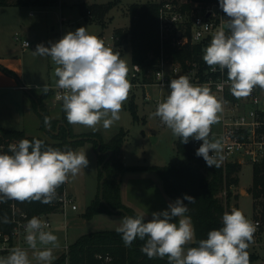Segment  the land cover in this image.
<instances>
[{"label":"clouds","instance_id":"9594fccd","mask_svg":"<svg viewBox=\"0 0 264 264\" xmlns=\"http://www.w3.org/2000/svg\"><path fill=\"white\" fill-rule=\"evenodd\" d=\"M219 7L227 19L203 50L204 62L212 71L227 70V83L237 98L249 96L257 87L264 90V0H219ZM25 46L29 47L26 41ZM32 53L50 57L56 65V87L62 90L58 99H62L69 124L95 130L101 124L109 128L120 119L133 87L127 78V62L87 27L68 31L50 42V47L37 44ZM223 86L221 83L217 88L222 90ZM167 87L169 94L158 102L153 115L181 143L202 141L196 155L207 167H219L223 146L209 136L212 126L220 121L223 100L207 84H193L188 75L171 79ZM40 89L45 94L49 91L46 84ZM45 124L50 126L48 117ZM9 151L11 154H0V202L50 204L57 199V189L89 164L85 152L44 148L39 139H22L10 145ZM195 199L185 194L167 209L153 212L147 221L143 215H125L116 231L125 246L139 238L145 241L141 250L150 259L167 258V264H250L248 248L254 242L256 226L237 208L223 213L220 229L211 230L197 246L188 247L195 240V229L186 213ZM8 222L5 217L4 223ZM47 228L48 224L36 216L24 225L25 241L38 264H52L53 249L59 247L58 237L45 231ZM38 243L44 247L38 248ZM0 264L32 261L26 249L14 247L7 257H0Z\"/></svg>","mask_w":264,"mask_h":264},{"label":"trees","instance_id":"16d2710c","mask_svg":"<svg viewBox=\"0 0 264 264\" xmlns=\"http://www.w3.org/2000/svg\"><path fill=\"white\" fill-rule=\"evenodd\" d=\"M114 1L106 4H94L80 6L81 13H94L100 20L99 25H103V20L112 9ZM161 2L133 3L129 6L130 27L127 30L118 28L113 32L114 44L121 47L125 43L131 46L132 65H138L142 71V83L144 85L153 84V73L157 69L160 61L165 59L169 63L180 64L184 71L192 69L194 65L199 66L200 76L203 78V71L209 66L204 62V49L210 44L212 37L197 43L188 44L179 48L173 45L172 37L167 38L163 43L160 38V8ZM178 4L183 12H188L193 17V5L201 4L207 6L216 4L219 0H186L183 3L173 1ZM60 0H0V7H31V8H49L58 6ZM225 19H227L225 15ZM189 32V28H187ZM49 94H43L35 97L34 109L41 118V128L46 130L45 117L50 119V129L47 133L53 139L49 141L43 137L27 136L24 131L0 129V154H11L8 148L10 142H18L22 139L30 141L39 139L44 142V148L52 147L62 151L71 149L76 150L78 146L90 141L97 149L100 144V150L105 155H98V164L100 165L109 156L104 168L108 175L104 184V199L114 209H126L132 217L137 216L130 208L122 204L121 184L123 174L130 168L125 167L122 158V148L127 135L121 130L108 142H105L99 133L91 132L85 135H73L70 125L64 116L62 121L52 120L44 100L49 98ZM134 119H137L136 112L131 107ZM65 123L61 126L59 135H55L59 123ZM69 131V132H68ZM71 138L88 137L87 139L69 142ZM4 146V149H1ZM177 153L185 160L182 162L169 163L165 166L148 167L154 169L160 177L166 194L174 201L177 198H183L185 194L195 197V202L188 204L189 211L186 215L191 217L195 229V242L188 247L197 246L199 240L206 239L211 230L220 229L222 224V215L224 212H230L228 201L232 198L229 189L237 187L240 183L239 173L241 166L237 164H228L225 167L206 166L202 157L196 155L193 147V140L187 144L181 143L180 138L176 142ZM140 169L142 167H131ZM103 178V173L99 171V180ZM66 183L57 189L59 195L64 191ZM227 190L226 202L220 196ZM254 199V211L260 210V215L264 221V164L257 165L254 168V179L249 192ZM15 204L21 211L28 214L29 219L33 216L55 214L60 212L61 204L55 199L50 204L41 202L20 203L15 200L0 202V230L9 232L12 229V210L11 205ZM187 204V201H184ZM112 214L105 204L99 198V192L92 203L87 207L84 216L92 219L98 214ZM8 223H4V218ZM146 221V220H145ZM145 241L137 238L131 246H125L121 235L116 230L97 231L82 235L69 247L68 256L72 264H101L97 255H111L114 258V264H167V261L160 258L150 259L141 249ZM66 256L58 258L53 264H62ZM253 256L250 255V264L253 262Z\"/></svg>","mask_w":264,"mask_h":264},{"label":"rangeland","instance_id":"374dc122","mask_svg":"<svg viewBox=\"0 0 264 264\" xmlns=\"http://www.w3.org/2000/svg\"><path fill=\"white\" fill-rule=\"evenodd\" d=\"M79 1L80 0H61V4L59 3L58 6L45 9L15 7L17 10L14 11H17L20 17L17 22L9 25L8 27L5 26L3 19L6 15L5 11L9 10L4 7H0V32L3 34L6 44H8L10 48L18 47L17 42L14 38L16 31L22 34V32L26 30L27 34L32 35L29 30H27L30 26L37 32L38 35H40V32L42 33L40 39H42V41L45 40L44 45H46L47 43L50 45V42H56V39L58 37L59 39L62 38L68 31L74 32L77 28L82 26L87 27L88 32L90 34L96 35L99 39H101L100 34L103 35V37L105 38V45L111 47L114 52L119 53L120 57L127 62L129 68L127 78L129 79L133 87L130 90L127 101L123 104L122 111L120 112V119L114 122L109 128H104L102 124L98 125L95 130L80 125H75V127L77 129H83V131L79 130L78 133L91 131L101 133L104 137L103 140H106V138H113V135L118 134L121 130L125 131L127 137L124 143V153L126 155L124 165L125 167L130 168L123 174L122 177L121 186L123 188V195L125 199L127 201L129 199L138 200L137 203L139 205H142L146 209L151 208L153 210H156L160 209L162 206L167 209L161 196L164 199L170 198L166 195L162 186L161 179L158 176L157 172L154 169L148 167L165 166L169 163L182 162L185 160L177 153L176 142L178 137H175L171 133V131L161 122V120L153 115L157 107L155 101L159 99H162L163 101L169 94L170 89L167 87L168 84L165 86H159L153 83L145 86L142 83V77L133 78V65L131 62V52L128 51V43H125L120 48V50L114 49L112 31L119 27L124 30L129 29L130 17L128 8L133 3L177 1L181 4L186 0H85L97 3H108L114 1L112 3V9L108 12L103 20L104 26L99 25L100 20H98L96 16H93L94 13L91 14V16H89L88 12L81 13L80 6L82 4L78 5ZM83 4L94 5L88 3ZM192 5L194 7L193 14L195 15L200 11H206L208 8H212L218 12L222 11L219 7V2L216 4L207 5L205 7L201 4ZM30 11L34 13V16H29ZM221 15L222 16L220 17H222L224 20L225 14L223 13V11L221 12ZM20 25H22V27H20ZM98 29L104 30V33L102 32L98 34ZM29 41L30 43H32L31 40ZM35 59L37 61V68L32 64L31 59L27 58L25 60L27 77H31L27 79V81H25L27 83L32 82L35 79L45 81L44 69L46 66L49 67L48 64H50V62L46 57L42 56H36ZM34 67L37 71H34ZM51 69H55V64L52 65ZM48 70L50 71V68ZM167 72H172L170 64L167 67ZM3 73L6 74L5 71ZM193 73H195V69L192 70V74ZM55 77V74L52 72V82L54 84ZM41 84L42 83L39 81L38 85ZM34 93L37 95V97H40L38 95L42 93V89H36L33 92H30V96H32L33 98ZM13 98H15L17 102L21 103L20 96L9 93V91H4V94L2 95L3 102H0V119L5 120L6 122L7 117L9 115L11 116L8 103L11 104V101L14 100ZM47 99H49L47 103L49 102L55 105L54 112L58 111L57 114H60L63 111L62 102L55 101L51 95ZM130 106L134 108L137 119H134ZM37 116L41 120L38 114ZM11 117H14V115ZM7 123L10 126H16L11 125L12 123ZM38 131L43 136L48 138L49 141H53V139L47 133V128L46 130L40 128V130ZM84 144H86L87 146H91L92 142L87 141ZM78 151L85 152L89 160L88 166L85 169L81 170V172L74 178V182L72 184L70 183V185L68 186V189L70 191L78 195L76 200L78 210L74 211L70 207H68L66 209V216L62 211H60L58 213L51 214L48 218H44V220H49L51 223V227L47 228L45 231H50L54 235H56L59 240V245L63 246V248L64 246H68V244L70 243H74L77 232H75L73 228L78 227L79 229H81L79 230L78 234L87 233L90 230H93L91 229V227L84 226L83 224L76 223L75 221L77 220V217H81L80 219H82L83 215L86 212V191H91L95 184L97 186V182L95 183L94 179V167L93 165H91L89 152H87V150H85L84 148H81ZM131 167L142 168L133 169ZM241 167L242 168L239 173L240 183L237 187H232L229 189L230 193H232V198L228 201L227 204L229 209L237 208L241 210L245 214V216L254 223V225L257 221L260 222V226L256 227L254 242L249 246L248 252L253 256L254 260L252 264H264V221L262 220L259 213L260 210L254 211V199L253 196L249 193L254 179V167L251 164H245ZM137 189L141 190L140 197L138 199H136L135 193ZM226 195L227 190L223 191L220 194L225 202ZM107 215H109L107 216L110 217L109 219L102 218L103 220H99L100 222L96 224V227L92 228L116 230L120 225L121 219L125 216L123 214ZM94 221L89 223L92 224L94 223ZM60 225L67 226L68 230L65 228H60ZM26 247L28 248L27 251L31 256L29 258H33V250L27 244ZM37 247L43 248L44 246L38 243ZM49 247H51V245H49ZM33 262V264H38L36 260Z\"/></svg>","mask_w":264,"mask_h":264},{"label":"built area","instance_id":"2783aa9c","mask_svg":"<svg viewBox=\"0 0 264 264\" xmlns=\"http://www.w3.org/2000/svg\"><path fill=\"white\" fill-rule=\"evenodd\" d=\"M195 5H198L197 3ZM194 8V7H193ZM221 12L212 8L206 11H200L194 14L191 18L188 12H183L180 6L173 1H168L162 4L160 8V38L163 43L167 38L172 37L173 45L179 48L185 47L188 44H197L209 37H212L214 32L223 25V18L220 17ZM91 16V12H88ZM189 28V32H187ZM227 31V29H225ZM17 39H20L17 35ZM25 41L30 47L31 43L28 40L21 39L23 49H27ZM171 65L172 72H167L168 65ZM195 73L192 74V70ZM203 78L200 76L199 66L194 65L192 69L184 71L180 64L169 63L162 59L153 73L154 84L159 86L167 85L171 79L181 75H188L191 82L197 85L207 84L213 94L223 100V112L220 114L219 123L212 126L210 140H220L223 146L221 155L223 159L219 161V165L225 167L228 164H237L243 166L251 164L254 168L257 165L264 164V90L256 88L253 92L242 98L235 97L227 83V70L223 72L217 68L212 71L207 68L203 71ZM140 66H133V78L142 77ZM58 79V78H57ZM57 81V80H56ZM223 83V89H218L217 85ZM147 86V85H145ZM50 94L55 101L62 102L58 99L62 90L56 87V83L48 86ZM162 102V99L156 100ZM202 141L193 139V147L198 149ZM17 144L10 142V145ZM4 149V146H1ZM58 201L61 204V210L66 214V209L70 207L72 210H78L66 190L58 193ZM12 210V229L9 232L0 230V257H7L11 249L21 247L25 249V230L24 225L29 220L27 213L21 211L14 203L11 205ZM48 215H41L39 218L44 220ZM51 227L49 220H44ZM255 226H260L257 221ZM46 230V229H45ZM69 246L66 247L64 255L65 261L62 264H72L69 256ZM97 259L101 264H114V258L107 255H97Z\"/></svg>","mask_w":264,"mask_h":264},{"label":"crops","instance_id":"0c3cea01","mask_svg":"<svg viewBox=\"0 0 264 264\" xmlns=\"http://www.w3.org/2000/svg\"><path fill=\"white\" fill-rule=\"evenodd\" d=\"M83 3H88V4H106V3H97V2H90V1L80 0L78 2V5L79 4H83ZM60 4H61V0H60ZM4 8L9 10V11H5L6 15L4 16V19H3L5 26L8 27L9 25L14 24L15 22H17V20L19 19L20 15H18L17 11H14V10H17L15 7H4ZM43 9H45V8H43ZM29 16H31V17L34 16V13L30 11L29 12ZM23 25H24V21H23ZM20 27H22V25H20ZM119 28H121V27H119ZM116 29H118V28H116ZM27 30H29V32L32 35L27 34L26 30H24L22 32V34L18 33V31L15 32L14 38H15V40L17 42V46L18 47H11V48L9 47L8 44H6V41L4 39L3 34L0 32V102H3L2 95L4 94V91H9V93L18 95L21 98L20 99L21 103L17 102V100L15 98H13L14 100H12V101L10 100L11 104L8 103V106L10 107V108L8 107L9 108V112L11 113V116L14 115V117H11L9 115L7 117V122L12 123L11 125H16V126H10V125H8V123L5 120L0 119V129L19 130V131H24L27 136H32V137L36 136V137L46 138L45 136H43L38 131L41 128V120L37 116V114H36L37 112L34 109V101L33 100L35 98L30 96V92H33L36 89L42 88L44 84H46L48 86H52L54 84L52 82V72L54 73V70L51 69V67L54 64V62L51 61L50 57H46L48 59V61L50 62V64H48L49 67L46 66L45 69H44L45 70V74H44L45 81H41V80L35 79V80H33L32 82H29V83L25 82V81H27V79L31 78V77H27L25 60L27 58L31 59L32 64L37 68V61L35 59L36 56L33 55L32 51L35 50L37 44H41V43L45 44V40L42 41V39H40V37L42 35L41 32H40V35H38L37 32L32 29L31 26ZM102 32L104 33V30H101V29L97 30L98 34H100ZM113 32L114 31H112V36H113ZM17 35H19L20 39H17ZM100 36H101V40L105 41V38L103 37V35L100 34ZM21 39L22 40H24V39L25 40H28V39L31 40L32 43H31L30 47H28L27 49H23L22 45H21ZM58 40H59V37L56 39V41H58ZM113 43H114V39H113ZM45 46L46 47H50V45L48 43ZM121 47H116L115 44H114V49L120 50ZM128 51L131 52V46H130L129 43H128ZM51 63H52V65H51ZM35 67H34V71H37ZM55 67H56V65H55ZM49 68H50V71L48 70ZM4 71L6 72V74L3 73ZM56 80H57V77H55V83H56ZM37 81L38 82L40 81L42 84L38 85ZM23 87L27 88V90L24 89ZM43 94H45V93H43V91H42V93L39 94L38 96H41ZM36 96L37 95L34 93V97H36ZM48 100L49 99H45L44 103L47 106V110H48L50 118L52 120H55V121H62L64 119V116H66L65 112L62 111L60 114H57L58 111L54 112V110H55L54 106L55 105H53V104H51L49 102L47 103ZM12 104H14L15 106L12 105ZM69 125H70V128L72 130V133L75 134V135H83V134L92 132L91 131V132H85V133H78L79 130L83 131V129H77L75 127V125H71V124H69ZM96 133H98V132H96ZM99 134L104 139L103 135L101 133H99ZM113 136H115V135H113ZM46 139H48V138H46ZM110 139L106 138V140H104V141L108 142ZM81 148H84L85 150H87V152H89V157L91 158V165H93V167L95 168V170L93 168L95 183L97 182V186L95 184L91 191H89V190L86 191V199H87L86 206L88 207L92 203V201L95 199V197L97 196V194L99 192L100 180H99V174H98V171H99L98 155L96 153V149L94 148L93 143L91 144V146H87L86 144L78 146L75 151H78ZM125 157H126V155L124 153V145H123V148H122L123 163H124ZM73 182H74V178H70L69 181L66 183L65 190H66V193L70 197L73 198L74 203L76 204V200H77L78 195H76V193H74V192H72V191H70L68 189V186L70 185V183L72 184ZM151 186H154V185H151ZM162 186H163V183H162ZM147 188H149V187H147ZM140 192H141L140 189H137L135 191L136 199H138L140 197ZM160 194H162V193H160ZM161 198L163 199L166 207H168L169 203L174 202L173 199H172L173 201L170 200L171 199L170 197H169L170 199H164L162 196H161ZM121 201H122L123 205H125L128 208H130L131 210H133L138 215H143L145 217L146 221L151 219V214L153 212L165 210V208L163 206L160 209H156V210H153L151 208L146 209L142 205H139L137 203L138 200H134V199L133 200L129 199L127 201L125 199L124 195H123L122 186H121ZM136 203L138 204V206H137ZM66 214H65V216H66ZM107 214L108 213L98 214V215L94 216L92 219H87L84 215H83L82 219H80L81 217H79V218L77 217V220H75L76 223L83 224L84 226H87V227H91V229H93V230H90L87 233H79L78 234L79 230H81V229H79L78 227L73 228V230H75V232H77L75 241L78 238H80L82 235L89 234V233H92V232L105 231V230H114V229L92 228V227H96V224H98L100 222L99 220L109 219L110 217H107V216H109ZM92 221H94V223L90 224L89 222H92ZM175 221H176V218H174V222ZM59 227L60 228H65V229L68 230L67 226H64V225H60ZM66 234H67V231H66ZM194 242H195V240H194ZM26 244L27 243L25 242V249L28 250V248L26 247ZM71 244H73V243L68 244V246H70ZM66 247L64 246V248H63V246L59 245V247L53 249L54 250V256H53L54 259L52 261V264L58 258H60L61 256L64 255V253L66 251ZM29 257H31V256L29 255ZM29 259L32 261V264H33L34 263L33 261H35V259L34 258H29Z\"/></svg>","mask_w":264,"mask_h":264},{"label":"water","instance_id":"95a60500","mask_svg":"<svg viewBox=\"0 0 264 264\" xmlns=\"http://www.w3.org/2000/svg\"><path fill=\"white\" fill-rule=\"evenodd\" d=\"M24 89H26L27 90V88H25V87H23ZM35 98V97H34ZM61 126H65V123H59L58 124V126H57V129H56V131H53V133L55 134V135H59V133H60V130H61ZM46 128H47V130L48 131H51V129H50V127H49V125H47L46 124ZM69 132V131H68ZM88 137H77V138H71V136H68V140H69V142H75V141H78V140H82V139H87ZM97 154L98 155H105L106 153H102L101 152V150H100V144H99V146H98V148H97ZM108 154H109V156L107 157V159L100 165V171L103 173V178L101 179V181H100V185H99V198H100V200L105 204V206L109 209V211L112 213V214H123V215H127V216H132L126 209H123V208H121V209H114V208H112L106 201H105V199H104V184H105V181H106V179H107V177H108V175H107V173H106V171H105V168H104V166H105V164H106V162H107V160L110 158V156L112 155V151H108ZM160 259H162V260H165V261H167V258H160Z\"/></svg>","mask_w":264,"mask_h":264}]
</instances>
